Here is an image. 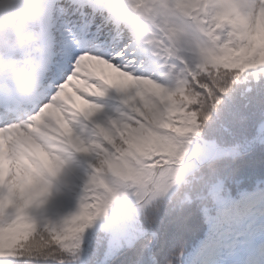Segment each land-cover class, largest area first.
<instances>
[{
    "label": "snow or ice",
    "instance_id": "snow-or-ice-1",
    "mask_svg": "<svg viewBox=\"0 0 264 264\" xmlns=\"http://www.w3.org/2000/svg\"><path fill=\"white\" fill-rule=\"evenodd\" d=\"M24 56L43 87L14 119L0 79V264H264V0H48L0 65ZM77 156V210L38 225Z\"/></svg>",
    "mask_w": 264,
    "mask_h": 264
},
{
    "label": "clouds",
    "instance_id": "clouds-1",
    "mask_svg": "<svg viewBox=\"0 0 264 264\" xmlns=\"http://www.w3.org/2000/svg\"><path fill=\"white\" fill-rule=\"evenodd\" d=\"M48 0H0V58L14 48L38 47L42 14ZM35 60L31 56L18 58L11 66L0 65V79L14 83L20 99V110L10 112L11 118H23L33 101L40 98L43 87L41 71L33 72ZM16 73L29 74L24 84Z\"/></svg>",
    "mask_w": 264,
    "mask_h": 264
},
{
    "label": "rangeland",
    "instance_id": "rangeland-1",
    "mask_svg": "<svg viewBox=\"0 0 264 264\" xmlns=\"http://www.w3.org/2000/svg\"><path fill=\"white\" fill-rule=\"evenodd\" d=\"M74 100H75V98H74ZM75 103H76V105L78 106V107H80L81 105H79L80 104V102L78 101V100H75ZM111 103V102H110ZM82 108V107H81ZM70 162H71V159H70V161H69V163L67 164V165H69L70 164ZM72 163V162H71ZM59 176H60V174H59ZM45 198H48V196L45 194V195H43ZM42 197V196H41ZM36 201L29 207V209L27 210V211H32V212H34L35 211V206H36Z\"/></svg>",
    "mask_w": 264,
    "mask_h": 264
}]
</instances>
